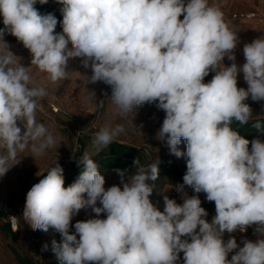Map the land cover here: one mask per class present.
Listing matches in <instances>:
<instances>
[{"label":"clouds","instance_id":"clouds-1","mask_svg":"<svg viewBox=\"0 0 264 264\" xmlns=\"http://www.w3.org/2000/svg\"><path fill=\"white\" fill-rule=\"evenodd\" d=\"M37 3L48 0H0V178L19 163L18 154L35 158L57 146L37 120L48 91L35 84L31 68L55 84L77 58L90 69L88 84L111 87L109 98L121 117L144 104L163 111L156 138L170 154L186 156L183 183L176 186L183 202L165 195L163 211L150 200L159 159L142 165L136 158L131 173L114 169L120 183L108 188L88 151L67 187L64 169L54 161L26 193L21 218L33 231L60 233L61 241L51 242L59 264H180L181 253L182 264H264V140L249 141L232 127L253 120L249 98L264 101V37L243 44L238 64L239 31L210 0H56L61 32L57 17L41 14ZM6 34L29 50L30 66L10 51ZM210 72L215 74L205 82ZM241 73L247 88L238 87ZM86 102L104 106L94 90ZM252 127L264 135V122L257 119ZM122 132L123 125H106L92 146L100 153ZM182 141L186 152L178 147ZM186 186L214 202L211 221ZM88 209L95 215L77 221L70 234L73 217ZM249 227L254 241L244 238L242 247L235 236L225 241V233Z\"/></svg>","mask_w":264,"mask_h":264},{"label":"rangeland","instance_id":"rangeland-1","mask_svg":"<svg viewBox=\"0 0 264 264\" xmlns=\"http://www.w3.org/2000/svg\"><path fill=\"white\" fill-rule=\"evenodd\" d=\"M54 3L59 8L61 7L56 3V0ZM210 3L218 5L224 12L225 20L235 30L239 31L238 35L241 42L236 50V58L237 63L242 64L244 62L243 44L264 37V0H210ZM242 10L255 12L256 17L249 22L240 23L230 18L228 14L232 11ZM3 27L2 19L0 20V28ZM56 32L61 31L56 30ZM4 39L10 45V51L20 58V63L25 67L30 66L31 54L29 50L24 48L23 44L10 34H6ZM223 63L228 66L231 62L225 58ZM66 70L69 71L67 78L54 84L47 80L46 74L39 72L34 66L31 68V75L35 84L45 87L48 91V95L40 101L37 120L43 123L53 134L57 146L35 158L28 155L27 152L18 154L17 161L19 163L0 178V207L9 206L18 219L17 229L14 231L15 237L12 239L2 230V225L7 221L6 218L0 216V264H18L14 251L20 256L29 257L36 264H49L57 259L52 252L51 242L55 239L59 243L62 239L60 233L53 228L44 232L33 231L28 227L21 218L24 207L22 197L32 185L38 183L47 174L46 170L53 166L54 161L58 160L64 169V174L69 171L71 165L69 160L80 150V144L82 145V156L85 151H88L95 159L97 152L91 142L95 133L106 125L112 127L117 124L123 125L124 132L114 141L139 149L143 155L142 165L156 162L159 159L160 163L171 164L181 173V176L171 179L161 178L159 188L153 184L150 200L155 207L161 210L158 205L160 192H170L182 199V193L176 190V186L183 183V175L186 172V156L177 158L170 154L168 147L156 138L157 130L165 115L164 112L157 110L155 105L144 104L126 117H121L109 98L111 87L102 82L88 84L86 75L91 74L90 69H84L79 58L70 59ZM214 74V72H210L209 76L205 78V82L211 80ZM238 87L247 88L242 73L238 77ZM92 90L95 91L97 101H104L102 108H98L95 102H86L88 91ZM246 103L253 110V119H264V101L254 102L249 98ZM258 137L264 140V135L261 133ZM178 147L181 151L186 152V145L183 141ZM134 171L135 169L128 172ZM37 173L43 174L37 175ZM101 174L105 177V185L120 183V177L117 173L104 171ZM185 192L189 196L199 195L202 201L201 206L208 212L206 219L211 221L215 215L214 202L207 201L204 193H194L190 187L186 186ZM94 215L91 210H81L72 219L70 234L75 233L74 225L77 221L92 218ZM101 218H104V214H101ZM250 233L254 241L257 237L251 227ZM45 244L48 245L47 250L43 249Z\"/></svg>","mask_w":264,"mask_h":264},{"label":"trees","instance_id":"trees-1","mask_svg":"<svg viewBox=\"0 0 264 264\" xmlns=\"http://www.w3.org/2000/svg\"><path fill=\"white\" fill-rule=\"evenodd\" d=\"M35 7L39 10L41 14H47V13H53L58 20L57 24V31H62V28L60 26L59 21L62 20L61 13L59 11V7L55 5L54 0H48L47 4L41 5L40 3H37ZM3 17L0 15V20H2ZM109 91V90H108ZM257 120L253 119L249 122L247 125H240L239 122H233V129L238 131L240 135H242L244 138L248 140H252L257 138L260 133L252 127V123ZM261 122H264V119H259ZM82 156V145L80 144V150L77 151L73 157L69 160L71 163L70 170L67 171L64 174L65 177V187L70 185L75 181V179L78 177L80 172L82 171V165L80 166V157ZM139 158L140 162H142L143 155L141 151L135 147L126 145L124 143H120L117 141H113L111 145L108 146V148H105L100 153L96 154V158L94 161L99 166L100 173L102 172H113L114 169H121V170H133L134 164L133 161ZM176 176H181V173L175 168V166L167 163H160L159 164V176L158 179L150 182L153 183L156 187L161 186V178H167L171 179ZM26 193L23 195V203L25 204V198ZM0 216L3 217V214L0 210ZM2 230L10 236L12 239L15 237V232L12 231L9 224L6 222L2 225ZM14 256L18 264H35L32 262V260L27 256H20L17 252L14 251ZM49 264H59V261L53 260Z\"/></svg>","mask_w":264,"mask_h":264},{"label":"built area","instance_id":"built-area-1","mask_svg":"<svg viewBox=\"0 0 264 264\" xmlns=\"http://www.w3.org/2000/svg\"><path fill=\"white\" fill-rule=\"evenodd\" d=\"M229 16L233 20L244 21V20L253 19L254 17H256V13L253 12V11H247V12H245V11H237V12L230 13ZM110 186H112V185H105V188H108ZM165 195H167L169 198L176 199L178 203H182L183 202L182 199H180L178 196L174 195L173 193L165 192V191L164 192H160L159 195H158V205H159L161 211H163V207H164L163 196H165ZM0 210H1L2 214H3V217L6 218V221L9 224L10 228L12 229V231H16L17 225H18V219H17L15 213L13 212V210L7 205L1 206ZM88 210H91V209H88ZM13 216L16 217L15 228L13 227V219L11 218ZM104 218H105V216H104ZM230 235L235 236L238 245L241 246V247L243 246L242 240L244 238H247L249 240H253V238L251 236V233H250V227L245 232L237 231V232L232 233V234L225 233V236H224L225 241L229 238ZM232 254H234V253H230L229 254V257H228L229 259L231 258ZM182 256H183V254L181 253V262H180V264H182Z\"/></svg>","mask_w":264,"mask_h":264},{"label":"crops","instance_id":"crops-1","mask_svg":"<svg viewBox=\"0 0 264 264\" xmlns=\"http://www.w3.org/2000/svg\"><path fill=\"white\" fill-rule=\"evenodd\" d=\"M243 11V10H242ZM232 12H237V11H232ZM232 12H229L228 14H230V13H232ZM254 19V18H253ZM253 19H251V20H253ZM251 20H244V21H239L240 23H244V22H249V21H251ZM237 21V20H236Z\"/></svg>","mask_w":264,"mask_h":264}]
</instances>
